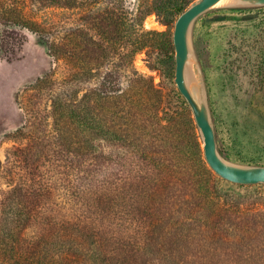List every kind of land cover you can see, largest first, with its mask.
Here are the masks:
<instances>
[{"label":"rangeland","instance_id":"1","mask_svg":"<svg viewBox=\"0 0 264 264\" xmlns=\"http://www.w3.org/2000/svg\"><path fill=\"white\" fill-rule=\"evenodd\" d=\"M153 1L0 0V264H264V185L216 176L191 114L197 166ZM191 40L219 153L264 166V7Z\"/></svg>","mask_w":264,"mask_h":264},{"label":"water","instance_id":"2","mask_svg":"<svg viewBox=\"0 0 264 264\" xmlns=\"http://www.w3.org/2000/svg\"><path fill=\"white\" fill-rule=\"evenodd\" d=\"M224 7L259 8L264 7V0H194L174 23V83L192 114L209 169L235 185H264V166L231 163L219 153L203 74L192 46L191 35L196 20L211 10Z\"/></svg>","mask_w":264,"mask_h":264},{"label":"trees","instance_id":"3","mask_svg":"<svg viewBox=\"0 0 264 264\" xmlns=\"http://www.w3.org/2000/svg\"><path fill=\"white\" fill-rule=\"evenodd\" d=\"M153 2L155 4H153V7H151L149 11L154 12V13H158V14L167 15L168 19L164 21L166 23L170 22L171 24L172 23L174 24L176 19L178 18V16L185 10L184 8H181L178 6L171 7L167 4H163V5L162 4H156V2H157L156 0ZM175 13H178V15L176 17L174 16ZM166 23H165V25H167ZM174 98L178 101V103L186 111L185 119H186V124H187V131H188L187 133H188V136L191 140L192 146L196 150V154H195L196 164L202 171H204L206 174L211 176L212 175L211 171L206 167V165L202 159L201 150H200L199 142H198V136L196 134V129L193 125L191 113L188 110V106L185 103L184 99L180 96V94L177 91H175ZM67 114H68L69 119H71L74 123L81 125L82 118L76 109L68 110Z\"/></svg>","mask_w":264,"mask_h":264}]
</instances>
